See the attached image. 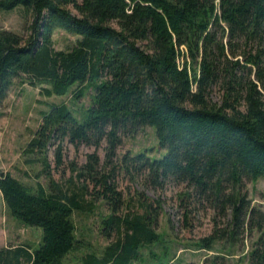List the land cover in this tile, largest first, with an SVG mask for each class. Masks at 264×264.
Listing matches in <instances>:
<instances>
[{"label":"trees","instance_id":"obj_1","mask_svg":"<svg viewBox=\"0 0 264 264\" xmlns=\"http://www.w3.org/2000/svg\"><path fill=\"white\" fill-rule=\"evenodd\" d=\"M16 8L32 13V34L25 41L0 29V107L16 78L41 86L45 96L65 95L75 84L95 89L85 121L67 103L54 104L26 148L45 154L55 137L74 146L100 147L106 140L109 172L93 176L100 159L90 153L76 176L94 181L92 194L106 200L111 214L101 233L114 240L84 263L130 264L161 238L162 205L144 193L127 199L116 183L120 168L143 174L155 189L186 184V196L223 216L231 211L230 237L246 226L260 232L249 264H264V210L252 204L246 187L249 179L264 177V0H0V11ZM55 29L81 37L58 50ZM81 96L75 91L74 98ZM149 125L166 154L152 159L127 152L117 160L123 136ZM38 160L50 191L38 184L33 192L7 171L0 173V192L13 216L42 227V242L0 248V264H64L79 242L72 215L91 209L87 185L64 190L46 155ZM55 163L63 164L62 148ZM221 236L202 239L200 247L212 250ZM218 258L187 264H219Z\"/></svg>","mask_w":264,"mask_h":264},{"label":"rangeland","instance_id":"obj_2","mask_svg":"<svg viewBox=\"0 0 264 264\" xmlns=\"http://www.w3.org/2000/svg\"><path fill=\"white\" fill-rule=\"evenodd\" d=\"M70 9L74 14H78L72 6ZM32 22V13H27L22 8L0 11V29L14 31L25 41L32 34ZM80 37L63 29H55L53 45L58 50H68ZM25 81L24 78H16L13 81L0 107V173L11 172L29 185L33 192H36L34 190L38 184L50 191V178L42 172L43 163L38 160L46 155L51 165L52 178L58 181L64 190L68 188L77 190L81 185H87L85 200L91 201L92 206L85 211L73 212L72 218L79 242L63 258L64 264H85L84 257L87 254L102 256L105 247L114 240V237L108 239L101 233L104 228L103 220L111 214L106 200L92 194L94 181L88 180L85 176L81 179L76 176L77 171L88 161L90 153H96L100 159L97 173L95 172L93 176L100 177L102 173L109 172L105 165L106 140L100 147L86 144L74 146L68 139L61 140L55 137L45 150V154L28 153L26 148L36 135L43 115L50 112L54 104L67 103L73 115L80 122L85 121L95 89L88 83L75 84L65 95L45 96L40 92L41 86H32ZM80 89L82 96L74 98L75 91ZM212 98L214 102L220 100L218 89L212 92ZM58 148L63 149V164L60 167H56L55 163V152ZM127 152L133 155L145 152L152 159H160L166 154L167 149L160 147L156 127L149 125L134 135L123 136L122 144L117 149V160ZM115 176L119 189L124 191L127 199L130 197L136 199L139 197L138 193H144L155 202V205H162L159 224L156 227L161 235L160 240L143 246L139 257L130 264L158 262L187 264L203 263L206 260L211 263L215 257H219V264H249V252L260 232L249 231V226H246L235 239H232L231 211L223 216L208 203L186 196L188 191L186 184L170 182L164 188L155 189L145 183L143 174L133 170L126 172L120 168L117 169ZM246 187L252 204L264 210V177L249 179ZM126 210L124 208L123 212ZM215 234L222 236L215 239L212 250L200 247L202 239ZM42 238V227L28 225L13 216L0 192V248L20 244L37 248Z\"/></svg>","mask_w":264,"mask_h":264},{"label":"crops","instance_id":"obj_3","mask_svg":"<svg viewBox=\"0 0 264 264\" xmlns=\"http://www.w3.org/2000/svg\"><path fill=\"white\" fill-rule=\"evenodd\" d=\"M7 172V171H6ZM6 247V246H5Z\"/></svg>","mask_w":264,"mask_h":264}]
</instances>
